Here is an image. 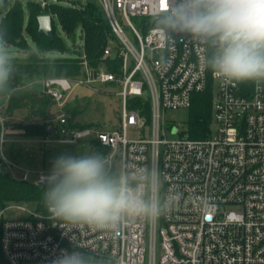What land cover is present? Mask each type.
<instances>
[{
    "label": "built area",
    "instance_id": "1",
    "mask_svg": "<svg viewBox=\"0 0 264 264\" xmlns=\"http://www.w3.org/2000/svg\"><path fill=\"white\" fill-rule=\"evenodd\" d=\"M99 1L116 40L105 47L104 56L118 59V70L91 66L83 51L79 75L43 78V91L56 106L46 122H53L59 134L41 141L97 142L110 169L158 173V181L150 177L142 185L146 194H179V203L156 219H134L115 232L53 221L48 211L14 205L28 214L0 213L7 263L54 264L62 252L75 250L112 264H264V80L224 83L206 68V47L189 36H177L166 49L164 35L152 24L157 0ZM107 82L121 87L118 126L70 128L73 83ZM210 85L216 90L215 129L205 137L192 138L166 120L167 110L189 109L193 95ZM147 101L149 117L143 113ZM9 118L0 104V166L8 169L19 166L6 148ZM129 128L139 134L130 137ZM168 131L178 136L169 137ZM24 171L21 178L29 180L35 172L39 185L50 172Z\"/></svg>",
    "mask_w": 264,
    "mask_h": 264
},
{
    "label": "clouds",
    "instance_id": "2",
    "mask_svg": "<svg viewBox=\"0 0 264 264\" xmlns=\"http://www.w3.org/2000/svg\"><path fill=\"white\" fill-rule=\"evenodd\" d=\"M152 24L170 49L177 36L205 46V66L224 83L264 80V0H157ZM14 60L0 29V95H11ZM158 173L147 168L111 171L107 157L92 151L56 157L46 177L43 202L50 219L115 232L134 219L167 213L179 194L153 198L142 187ZM54 264H88L64 251Z\"/></svg>",
    "mask_w": 264,
    "mask_h": 264
},
{
    "label": "trees",
    "instance_id": "3",
    "mask_svg": "<svg viewBox=\"0 0 264 264\" xmlns=\"http://www.w3.org/2000/svg\"><path fill=\"white\" fill-rule=\"evenodd\" d=\"M42 14H50L53 22V38L46 34H39L38 17ZM55 20L60 25V32L57 29ZM80 26V37L83 39V51L88 63L99 69L106 65L107 69L115 72L118 70L119 60L110 59L104 56V49L109 44V39L114 40L111 27L103 12L102 7L96 0H86L80 5H62L52 2L42 6L37 0H28L22 3L20 0H0V29L6 31V39L10 50H17L18 54H13L14 73L10 82L11 95H0L6 97L4 113L11 117L17 110L26 108L28 114L27 122L7 121V125L22 129V135L28 138L42 139L47 136L59 134L49 133L46 119L54 113L48 114L49 107L53 101L42 89L41 85L35 84L31 88L26 87L35 79L50 76L76 77L82 68L81 56L73 55H51L52 52H66L65 37L74 36ZM213 89L210 85L206 90L193 95L192 104L189 107L190 115L187 121V133L192 138L205 137L211 130ZM140 101L134 102L138 104ZM2 104V103H0ZM67 109L70 113L67 125L70 128L82 127L86 125H102L97 123H81L76 121L77 115L81 112L78 105L70 106ZM150 116L149 103L145 104L143 112ZM34 117L41 119V122L33 121ZM10 136V134H8ZM94 151L101 153L105 149L97 142H91ZM11 158L14 157L15 149H7ZM14 159V158H13ZM111 171L118 172L116 168ZM46 183L39 185L29 179L14 177L9 169L4 171L0 166V208L8 202H27L35 204L37 210L47 212L43 202V192ZM2 221L0 218V264H8L2 251L1 231ZM89 262L97 264H107V260L97 258L88 253L83 254Z\"/></svg>",
    "mask_w": 264,
    "mask_h": 264
},
{
    "label": "rangeland",
    "instance_id": "4",
    "mask_svg": "<svg viewBox=\"0 0 264 264\" xmlns=\"http://www.w3.org/2000/svg\"><path fill=\"white\" fill-rule=\"evenodd\" d=\"M22 3H27L28 0H20ZM41 2L40 0H37ZM86 0H47L48 4L52 2H57L62 5H75L77 3L84 4ZM99 4L100 1L96 0ZM101 6V5H100ZM135 22L136 19L133 18ZM58 31L60 32V25L57 20H55ZM80 26L78 27L74 36L65 37L66 46L69 48L66 52H52L51 55H73L80 56L83 52L84 41L80 37ZM116 40L109 39V44L112 45ZM12 54H18L23 52H18L17 50L11 51ZM43 78H38L28 83L26 87L31 88L35 84H39L42 87ZM43 89V88H42ZM121 87L115 85L114 83H96L94 86H75L73 83L72 95L75 96L69 101L70 106L78 105L81 112L77 115L76 121L81 123H97L100 122L104 129L112 130L116 128L119 124L118 114L121 110V97L119 92ZM216 95V90L213 89V96ZM6 101V97H0V103ZM5 110V105H3ZM56 111V106L51 103L49 107L48 114H52ZM28 114V109L23 108L17 110L13 116L10 117V121L14 122H27L26 116ZM190 111L186 108L169 109L165 112V117L167 121H173L179 125L181 132H187V121L189 119ZM33 121L41 122L40 118L34 117ZM11 123V124H12ZM9 125L8 142L6 148L11 150L14 147L15 152L14 160L19 166H14L9 168L10 173L16 177L21 178L25 169L33 170H50L53 160L60 155H79L81 153L92 152L94 149L91 147L89 142H77L73 144H53L47 145L41 139L38 138H28L22 135L23 130ZM211 129H215V125L211 124ZM139 130L134 128L128 129V135L130 137L137 136ZM169 137H177L178 134H171L168 131ZM31 180L35 181L37 176L35 172L30 174ZM21 204L28 209H36L35 204L27 202H8L3 208H0V213L4 211L3 217H26L27 211H22L19 209H13L12 206ZM37 210V209H36ZM40 211V210H37ZM43 212V211H41ZM1 218V217H0ZM157 254L161 253L160 247H157ZM88 264H97L96 262H89ZM107 264H112L107 262Z\"/></svg>",
    "mask_w": 264,
    "mask_h": 264
},
{
    "label": "water",
    "instance_id": "5",
    "mask_svg": "<svg viewBox=\"0 0 264 264\" xmlns=\"http://www.w3.org/2000/svg\"><path fill=\"white\" fill-rule=\"evenodd\" d=\"M39 22V34H46L49 38H53V22L52 16L50 14H42L38 17ZM56 131V127L54 125L48 126V132L54 133ZM176 131V128L173 130ZM4 171H8V168H4Z\"/></svg>",
    "mask_w": 264,
    "mask_h": 264
}]
</instances>
